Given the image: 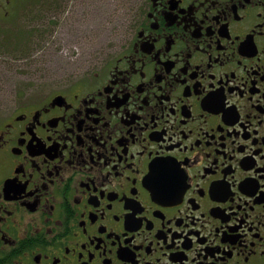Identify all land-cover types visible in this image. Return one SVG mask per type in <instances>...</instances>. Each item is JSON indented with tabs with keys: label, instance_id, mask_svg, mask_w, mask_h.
<instances>
[{
	"label": "flooded vegetation",
	"instance_id": "obj_1",
	"mask_svg": "<svg viewBox=\"0 0 264 264\" xmlns=\"http://www.w3.org/2000/svg\"><path fill=\"white\" fill-rule=\"evenodd\" d=\"M46 64L1 82L0 264H264V0H138Z\"/></svg>",
	"mask_w": 264,
	"mask_h": 264
},
{
	"label": "rangeland",
	"instance_id": "obj_2",
	"mask_svg": "<svg viewBox=\"0 0 264 264\" xmlns=\"http://www.w3.org/2000/svg\"><path fill=\"white\" fill-rule=\"evenodd\" d=\"M138 0H17L0 13V88L26 86L51 71L75 70L115 44ZM28 32L18 33L20 30ZM21 38L24 47L18 46ZM2 82V83H1Z\"/></svg>",
	"mask_w": 264,
	"mask_h": 264
},
{
	"label": "snow or ice",
	"instance_id": "obj_3",
	"mask_svg": "<svg viewBox=\"0 0 264 264\" xmlns=\"http://www.w3.org/2000/svg\"><path fill=\"white\" fill-rule=\"evenodd\" d=\"M160 167H162V164L161 165H159Z\"/></svg>",
	"mask_w": 264,
	"mask_h": 264
}]
</instances>
